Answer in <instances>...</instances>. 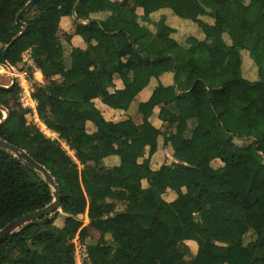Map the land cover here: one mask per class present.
I'll return each instance as SVG.
<instances>
[{
  "label": "trees",
  "instance_id": "1",
  "mask_svg": "<svg viewBox=\"0 0 264 264\" xmlns=\"http://www.w3.org/2000/svg\"><path fill=\"white\" fill-rule=\"evenodd\" d=\"M30 1L0 0V65L7 47L14 68L30 53L51 83L32 95L38 119L58 137L47 138L29 121L30 107L11 111L16 84L0 90V140L51 173L62 205L1 243L0 264H77L75 240L90 239L86 215L100 237L88 244L82 264H264V0H123L107 17L115 30L92 18L101 10L87 0H38L22 16L24 27L17 25ZM165 10L180 29L167 15L152 17ZM63 18L74 25L67 38L85 43L69 55L57 37ZM165 74L174 75V84L156 89L162 128L151 122L154 100L132 115L134 129L128 119L107 121L92 102L61 96L54 85L57 77L83 76L105 106L128 112ZM161 138L173 162L154 169ZM112 157L120 165L108 168ZM53 202L43 176L0 149V231Z\"/></svg>",
  "mask_w": 264,
  "mask_h": 264
},
{
  "label": "rangeland",
  "instance_id": "2",
  "mask_svg": "<svg viewBox=\"0 0 264 264\" xmlns=\"http://www.w3.org/2000/svg\"><path fill=\"white\" fill-rule=\"evenodd\" d=\"M187 32L192 33L191 28L190 31L187 30ZM63 35V32H60V36ZM30 68L32 69V72L34 74V77L31 79L30 78ZM15 69V73L17 75H20L19 77V82H17V86H18V92L17 95L15 96V99H12L11 101V107H12V112H16L18 110L19 107H25V105H30L32 106V111L33 114L28 116V119L30 122L32 123H37V125L40 127V129L43 131V133L45 134V136L47 138H51V139H57V135L52 134L51 132H49L47 129H45L44 125L40 122V121H36V118L34 117V109H36V101L33 100L32 95L37 92L38 89L44 88L45 86H49L51 85L50 82H48L36 68L33 64V61L30 58V53H26L24 55V59H23V64H21L19 67L14 68ZM6 72H4L3 70L1 71V75H0V85L2 86H7L9 87L12 84V79H13V75L11 76V74H13L10 70H7L5 68ZM24 77V78H23ZM83 77V76H82ZM84 78V77H83ZM80 78L79 80H77L78 82L74 81H67L64 79H60L58 78L55 82L54 85H56L57 90L59 91L60 95L63 97H68V98H72L74 100H78L81 102H86L89 99V96L92 95L91 92H89V88H88V84L85 80V78ZM26 80V82H25ZM90 93V94H89ZM162 96H160V101L158 100L157 105H163L162 104ZM6 112H4L5 114ZM6 115H8L6 113ZM109 119L111 120H115V121H119L121 119H126V116L119 114H115L114 116H108L106 115ZM7 118V116H6ZM130 118V117H128ZM132 121H131V126L135 129L136 126L135 124L137 123V121L135 120V117H131ZM136 122V123H135ZM180 136L179 135H175L174 136V140L179 139ZM163 142H164V138H161L160 143L163 146ZM251 140H246L243 141V143H251ZM41 142H39L38 144H40ZM262 146L264 147V143L262 144ZM67 149V148H66ZM161 154L160 155H156L155 159L153 160V167L154 169H158L159 167H161L162 165L165 164H171L173 162V159L169 156L168 152H171V149L166 146V149H161ZM143 153V152H142ZM172 153V152H171ZM72 155V153H70ZM263 159H264V155H263ZM112 163H110L107 167L110 168L112 167ZM214 168H219L221 166L220 162H215L212 164ZM167 198V196H166ZM125 209V205L119 204L117 205V211L122 212ZM63 217L59 218L56 221V225L58 227H62L63 225ZM83 222V226H87L90 230V239L88 241V244H93L95 242L98 241L99 237H100V231L98 230L97 226L91 222H89V219L86 216H84V218L82 219ZM180 227L183 231L184 236L187 238L189 237V226L187 225L186 222L180 223ZM48 231H44L42 232L41 235H45L47 234ZM190 242V241H189ZM88 244L82 243L80 241L77 242L76 244V262L77 264H82L83 260L85 258V253H86V248L88 246ZM192 248H194V250H196L197 245L195 243H191L189 244ZM36 257V254L34 255V258Z\"/></svg>",
  "mask_w": 264,
  "mask_h": 264
},
{
  "label": "crops",
  "instance_id": "3",
  "mask_svg": "<svg viewBox=\"0 0 264 264\" xmlns=\"http://www.w3.org/2000/svg\"><path fill=\"white\" fill-rule=\"evenodd\" d=\"M122 1L123 0H108V1H102V0H87V1H84V3L89 8H92V9H95V10H101V12H99L98 14L92 16V18L94 20L101 21L103 23V27L106 28V29H108V30H115L116 29L115 23L113 21L107 20V17L110 16V13L113 10H115L118 7V4L121 3ZM137 14L139 15V17H143L144 10L141 9V8H139L137 10ZM161 14H164V15H167L168 16V22L172 25V27H174L175 29H180L179 28L180 27L179 25L181 24L180 21H178V19L175 18L172 15V13H171L170 10H165V11H161L159 13H155V14L152 15V17L155 18V17H157V16H159ZM82 23L83 24H86V22H84V21ZM73 31H74V25H73L72 19L71 18H63L62 21H61V25H60V29L58 31L57 37L59 39H61V40L64 41V44H65V47H66L65 49L67 51V55L70 54L71 50L74 47H76V48L77 47H80V48H84L85 47V43H84V41L82 40L81 37H79V36H73L71 39H68L67 38V35L72 34ZM60 32H63V35L62 36H60ZM4 66L5 65H0V70L1 71L3 70L4 72H6ZM1 71H0V75L2 73ZM58 78H60V77H57L54 81H56ZM80 78H83V77L82 76H79L77 79H75V81L78 82L77 80H79ZM60 79H63V78H60ZM72 81H74V80H72ZM159 84H162L165 87H168V86L173 85L174 84V75L173 74H165L164 76H162L160 78V80L153 79L151 81L149 87L146 88L144 91H142L139 94V96L136 98V100L131 105L130 110L128 112H123V111H119V110H113V109L105 106L92 93V91L90 90V88H89L88 85L87 86H88V88L90 90L89 92H91L92 95L89 96V99L86 102H81V101L80 102L83 103V104H87V103H90V102L94 103L96 105V107L102 112V114L104 115V117L106 118L107 121H112V122H115V123L120 122V121H123V119H121L119 121L111 120V119H109L106 116V115H108V116H114L115 114H119L120 113L121 115L126 116V119L129 120L130 125H131V121H132V118L131 117H132L133 114L137 113L138 107H139V105L141 103H145V102H147L149 100H154L156 103H158V100L160 101L159 92L156 91V89L159 86ZM115 85H116V88L117 89H123V83H122V81L120 79H116L115 80ZM163 107H164V105H162V106L161 105H157V107H156V109L154 111V115L151 118V122L157 128H162L163 127V123L158 119L159 112H160V110ZM128 117H130V118H128ZM90 125H91V128H93L92 129V132L95 131L94 127H92L93 125L92 124H90ZM135 126H136V124H135ZM52 134H54V133H52ZM54 135H56V134H54ZM175 135H179V134L176 133ZM176 140H178V139H176ZM243 144L244 145H249L250 143H243ZM162 148L163 149H166V147L162 146L161 143H160L159 151L157 152L156 155H160L161 154V151H162L161 149ZM171 152H168V153H169V156L172 158L173 151L171 150ZM155 156H154L153 159H155ZM110 163L113 164L112 167H117V166L120 165V159L118 157H112V158H109V159L105 160V165L106 166H108ZM145 184H146V182H143L144 187H147V186H145ZM174 199H175L174 195L172 194L171 191H169L168 194H167V200L168 201H172ZM191 243H194V242H191V241L190 242H187L188 245L191 244Z\"/></svg>",
  "mask_w": 264,
  "mask_h": 264
},
{
  "label": "water",
  "instance_id": "4",
  "mask_svg": "<svg viewBox=\"0 0 264 264\" xmlns=\"http://www.w3.org/2000/svg\"><path fill=\"white\" fill-rule=\"evenodd\" d=\"M37 1L38 0H31L20 11V13L16 18L17 25L24 27L21 18ZM25 32L26 30L24 29V31L20 34V36H22ZM8 50L9 47H7L3 53V61L10 70H13L11 65H9L6 61V55ZM17 82H18L17 78L13 76L12 84L9 87L0 85V90L10 91L16 86ZM6 113L4 120L6 119L7 116ZM0 149H3L5 151L14 154L16 157L24 161L30 168L40 173L45 179V181L48 183V185L54 191V202L50 206L19 218L13 221L11 224H9L7 227H5L2 231H0V244H1L7 238H9L13 233L18 231L20 228L24 227L25 225L30 224L34 221H38L44 217H49L57 211H61L62 200H61V191L57 183L55 182L54 178L52 177L51 173L45 167H43L37 161H35L27 152L3 140H0Z\"/></svg>",
  "mask_w": 264,
  "mask_h": 264
},
{
  "label": "built area",
  "instance_id": "5",
  "mask_svg": "<svg viewBox=\"0 0 264 264\" xmlns=\"http://www.w3.org/2000/svg\"><path fill=\"white\" fill-rule=\"evenodd\" d=\"M7 70H10L6 65L4 66ZM12 67V66H11ZM13 68V70H10L13 74H11V76L13 75V76H15L16 78H17V81L19 82V77H20V75H17L16 73H15V69H14V67H12ZM21 78V77H20ZM24 78V77H23ZM25 82H26V80H25ZM25 107H31L32 108V106H30V105H25ZM34 109V117L36 118V121H40L39 119H38V116H37V112H36V109L35 108H33ZM41 122V121H40ZM43 124V123H42ZM44 125V124H43ZM44 127H45V129H47L46 128V126L44 125ZM77 242H78V238L75 240V244H77Z\"/></svg>",
  "mask_w": 264,
  "mask_h": 264
}]
</instances>
